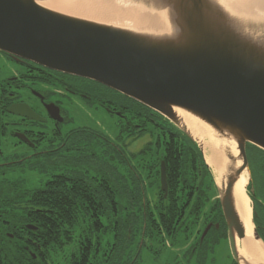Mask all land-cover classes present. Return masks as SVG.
Here are the masks:
<instances>
[{
	"label": "water",
	"instance_id": "water-1",
	"mask_svg": "<svg viewBox=\"0 0 264 264\" xmlns=\"http://www.w3.org/2000/svg\"><path fill=\"white\" fill-rule=\"evenodd\" d=\"M45 1L0 0V52L136 101L201 153L180 113L208 128L225 159L214 183L231 256L235 264H264L240 254L246 226L235 200L242 177L244 193L254 195L247 146L264 152V11L228 0H120L148 18L146 28H129L52 10ZM17 109L9 112L27 117ZM160 190L166 197L164 163ZM251 224V240L263 249L252 217Z\"/></svg>",
	"mask_w": 264,
	"mask_h": 264
},
{
	"label": "trees",
	"instance_id": "trees-1",
	"mask_svg": "<svg viewBox=\"0 0 264 264\" xmlns=\"http://www.w3.org/2000/svg\"><path fill=\"white\" fill-rule=\"evenodd\" d=\"M105 90L112 92L108 88ZM125 100L131 102L133 112H126L124 106L121 108L118 105V110L126 115L129 121L128 126L120 121L118 129L121 128L122 133L129 134L132 133V129L136 132L137 138L146 134L151 141L141 152L131 156L133 159L130 161L119 143L116 144L117 150L113 149L106 143L111 140L100 132L103 139L88 138L86 149L81 152L84 157L78 162L86 166L87 176L76 173L71 180V189L66 188L61 177L46 181L41 191L20 190L22 188L19 187L20 183L9 186L10 192L3 200L6 204L18 200L19 203H27L32 207L20 209L9 207L0 211L1 219L6 221L4 224L0 223V241L4 243L0 253V264H36L31 254L23 253L21 249L6 244L7 234L17 239L18 235L29 236L32 240L36 238L46 247L49 245L62 247V237L58 235L63 231L66 235L63 240L65 242L69 240L70 229H74L79 217L87 220L86 229L95 233L96 238L101 232L113 233L117 244L113 252L117 256L109 254L106 262L112 264V257H117L121 264V256L127 248V243L134 238L136 226L141 238L146 240L154 233L175 235L180 230L182 219L188 221L192 217H199L201 214L203 216L207 205H210L212 214H220L219 202L215 198L214 180L198 146L159 114L132 99ZM144 117L146 120H143ZM120 136L121 133L117 137L118 140ZM152 152L160 155L157 159L159 164L156 165L154 161L153 166L144 163V167L146 175L149 174L147 176L151 182L149 187L156 185L157 201L153 205L145 197L144 177L139 170H144L141 162H146V155H152ZM246 154L253 165L251 173L255 187L254 195L249 194V197L254 212L256 204H259L264 214V152L247 146ZM137 161L139 163H136ZM148 162L150 163V159ZM161 162L165 166L168 186L166 198L159 188ZM68 202H74L76 206H66ZM122 213L125 214L121 216ZM49 218L53 221H49ZM36 221L38 224L34 223ZM254 223L257 229L261 226L258 214L254 216ZM30 225L36 227L39 232L29 230ZM89 236L85 235V238L83 236L85 241L79 242L80 250L83 251L81 262H75L70 257L68 264H86L89 256L87 251L90 243L94 242L93 236L92 238ZM262 241L264 243V236ZM70 242L71 239L68 243ZM139 245L136 250L139 249ZM144 247L146 245L142 248ZM136 250L129 253H136ZM75 255L77 256V253Z\"/></svg>",
	"mask_w": 264,
	"mask_h": 264
},
{
	"label": "flooded vegetation",
	"instance_id": "flooded-vegetation-1",
	"mask_svg": "<svg viewBox=\"0 0 264 264\" xmlns=\"http://www.w3.org/2000/svg\"><path fill=\"white\" fill-rule=\"evenodd\" d=\"M0 59L4 62V66H9L11 72L10 76L0 82V172H9L10 176L12 172L24 171L18 170L17 167L25 163V171L32 170L41 174L47 178V181L61 177L66 188L71 189V180L76 173L79 172V174L87 176L85 165H80L78 162L84 157L81 152L86 149L88 138H103L100 136V132L94 128L75 126V120L71 117L72 113L67 104H72L71 99L75 98L80 109L82 106L83 109L85 107L99 109L111 117H115L116 125L119 123L121 125L120 121H122L128 126V117L118 110V105L121 108L124 106L127 109L126 112H133L131 102L125 100L127 97L105 90L107 88L104 86L83 78L49 70L23 59H14L3 52H0ZM16 108L27 117L9 112ZM144 115L146 116V114ZM143 120H146V117ZM106 143L117 150L113 141H106ZM43 186L36 190H43ZM4 199L0 198V211L6 207ZM97 199L99 201L98 196ZM70 205L76 206L74 202L66 204V206ZM14 206L18 209L32 207L27 203H17ZM48 220L53 221L52 218ZM192 222L194 225L196 224V229L192 235L189 250L191 257H185L190 261L186 263L193 262L194 259L197 264H203L209 261L218 247H221V250L218 251L223 253L227 264H235L229 248L227 226L221 211L220 214H212L211 210H208V215L203 213L200 221L199 217L195 216ZM0 223L4 224L6 221L0 217ZM34 223L38 224L37 221ZM180 225V229L182 227L185 230L191 228L186 224L185 219H182ZM32 227L33 231L39 232L36 227ZM257 231L260 238L263 239L264 223L260 227L258 226ZM18 236L17 239L15 236L7 234L6 244L21 249L20 251L23 253L31 254V258L36 264H51L48 259L49 254L55 249L59 250L58 246L52 245L50 251L49 246L46 247L43 242H39V239L32 240L29 236ZM58 236L62 237V234L60 233ZM148 239L147 237L146 243L145 239L142 241V244L146 245L147 253L150 252L148 250H153L147 244ZM3 244L0 241V253ZM90 244L86 264H93L90 261L94 252L92 246L97 245V241L95 240V243L92 241ZM82 252L81 249L77 251V256L73 254L70 257L80 263ZM1 259L3 258L1 257ZM113 260L112 264H119L117 257H114ZM211 261H214V257Z\"/></svg>",
	"mask_w": 264,
	"mask_h": 264
},
{
	"label": "rangeland",
	"instance_id": "rangeland-1",
	"mask_svg": "<svg viewBox=\"0 0 264 264\" xmlns=\"http://www.w3.org/2000/svg\"><path fill=\"white\" fill-rule=\"evenodd\" d=\"M10 75L11 72L9 71V66H4V62L0 59V82ZM71 100H72V104H67V106L69 110H71L72 113L71 117L75 120L74 125L75 126L82 125V126L94 128L98 132H101L104 135H106L115 144L119 143L120 147L123 148L124 153L130 159V161L132 158L131 156L137 155L151 141L150 137L146 134L137 138L136 132L133 131L132 129L131 132L133 134L132 133L129 134V132L122 133L121 128L118 129L119 125H116L117 119L115 117H111L108 113L101 111L99 109L94 110L89 107H85L83 109V106L80 109L77 99L72 98ZM120 133H121L120 140H118L117 137L120 135ZM159 157L160 155L152 152V155H146V162H141V165L143 167L145 164L148 165L151 164L149 166H153L154 161H156V165H157L159 164V161L157 160ZM149 159H150V163L148 162ZM139 160L142 161L141 158ZM248 162H249L250 170H253V165L251 164V161L249 159ZM136 163H139V161H137ZM17 169L24 171H19V172L15 171V173L12 172L10 176H9L10 174L9 172H8L9 174L7 172L4 173H1L2 171L0 172V198H4L5 195L8 192H10V187L15 185L16 183H20L19 187H22L20 190L32 191L42 187L47 181V178L42 176L41 174H37L32 170L25 171V163L19 165ZM139 170H141L140 173L142 177H144V191L146 193L145 197L148 201H150L151 205H153L157 201L156 185L153 187H149V184L151 182L148 181L147 179V176L149 174L146 175L145 173L146 167H144V170L142 169ZM209 170L211 172V175H213L211 169ZM1 190H3V192H1ZM17 203H19L18 200H15L13 202L11 201L9 202V204H6L5 208L10 207L12 209H17V207L14 206ZM208 210H211L210 205L209 206L207 205V208L204 211L205 215H208ZM124 214L125 213H122L121 216ZM256 214H258L259 224L262 225L264 223L263 222L264 214H263V209L259 204H256ZM201 217H203L202 214L199 216V221L201 220ZM193 219L194 218L192 217L188 221H186V224L191 227L190 229L185 230L182 227L180 230L177 231L175 236L172 235L171 237L157 233L152 234L150 238L147 240V244L153 248V250L152 249L148 250L150 251L149 253L146 252V247L142 248L143 237L141 238L140 234L138 233V228L136 226L134 238L131 240V242L127 243V248L123 252V255L121 256L120 259L121 264H123L124 262H127V264H197L194 259L193 262L186 263L187 261L190 260H186L185 258V257H191L189 255V250L191 248V241L193 238L192 235L194 234L196 229V224L194 225V223L192 222ZM86 221H87L86 219L80 217L76 220L74 229L73 230L70 229L69 232V238L71 239V242L68 243L70 239L66 241V244L67 245L69 244L68 246L65 244V241L63 240V238L66 235L62 231L61 234H62L63 245L62 247H58L59 250L55 249L53 252L49 254L48 259H50L51 264H68L69 260L71 259L70 256L77 253L78 249L80 250L79 242L84 241V240L82 241V238L85 235L88 236L90 235L89 238H92L93 236L95 243L96 235L95 233H92L89 229H86V225H87ZM197 225L199 227L198 223ZM98 238H100V240ZM96 241H97V245L95 244L96 250H95V245L92 246L93 248L92 250H94V252L92 254V258L90 261L93 264H108L106 261L108 260L110 255L111 256L115 255L112 250L117 245L116 241L113 238V233L101 232L100 235H98V237L96 238ZM139 243L140 245L142 244V246H139V249L136 250ZM51 246L52 245H49L50 251L52 249ZM133 250H136V253L134 252L130 254L129 252ZM218 250H221V247H218L214 255L209 258V261H206L203 264H227V261L224 258L223 253ZM213 257H214V261H211ZM109 261H111V259Z\"/></svg>",
	"mask_w": 264,
	"mask_h": 264
},
{
	"label": "bare ground",
	"instance_id": "bare-ground-1",
	"mask_svg": "<svg viewBox=\"0 0 264 264\" xmlns=\"http://www.w3.org/2000/svg\"><path fill=\"white\" fill-rule=\"evenodd\" d=\"M40 4L52 10L106 24L129 28L147 27L146 22L148 18L137 10L126 6L120 0H48ZM227 4L230 7H238L243 10L255 9L259 13L260 11H264V0H228ZM180 116L192 136L198 140L205 163L211 169L216 181L219 183L225 164L224 155L220 150V142L200 122L184 113H180ZM245 183V177H242L235 188L236 204L241 219L246 226V239L242 244H238L240 254L246 255L248 253L264 261V248L261 249L260 245L251 240L252 209L250 200L244 193Z\"/></svg>",
	"mask_w": 264,
	"mask_h": 264
}]
</instances>
